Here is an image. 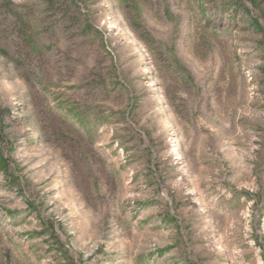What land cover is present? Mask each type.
<instances>
[{
	"label": "rangeland",
	"instance_id": "rangeland-1",
	"mask_svg": "<svg viewBox=\"0 0 264 264\" xmlns=\"http://www.w3.org/2000/svg\"><path fill=\"white\" fill-rule=\"evenodd\" d=\"M0 264H264V0H0Z\"/></svg>",
	"mask_w": 264,
	"mask_h": 264
}]
</instances>
